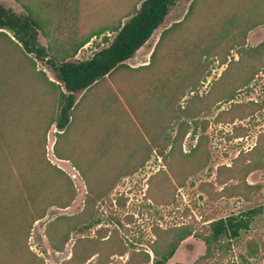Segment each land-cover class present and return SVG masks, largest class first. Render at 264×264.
Instances as JSON below:
<instances>
[{
	"label": "rangeland",
	"instance_id": "374dc122",
	"mask_svg": "<svg viewBox=\"0 0 264 264\" xmlns=\"http://www.w3.org/2000/svg\"><path fill=\"white\" fill-rule=\"evenodd\" d=\"M191 1L176 0L149 38L124 61L125 66L76 96L78 102L61 136L55 137L57 130L53 125L48 128L45 158L69 178L73 199L65 208L47 207L45 216L32 224L27 236L18 231L16 222L24 186L35 181L47 200H53L62 196L65 176H52L42 169L44 163L41 165V132L50 105L46 90L24 69L20 76L7 80L0 97L5 104L10 103L4 119L9 125L0 128L11 134L5 142L14 146L16 156L8 165V191L0 198V264H25L26 247L40 256L43 264H73L71 254L75 251L79 252L78 259L83 258L80 264H99L105 259L110 261L107 264H122L132 250H143L151 258L150 243L157 237H166V230L172 227L190 224L195 231H203V220L240 213L258 203L264 205V55L250 64L238 59L235 47L221 52L224 63L211 51L201 53V71L194 87L191 91L185 89L174 104V109L179 106L183 113L169 118L158 132V127L153 129L149 122L151 114L142 111L141 91L155 80V65L167 64L179 46L211 17L208 18V11L213 13L211 1L201 0L200 6L184 20ZM137 2L0 0L15 12L28 9L33 13L41 27L38 40L52 55H69L73 46L87 37L70 57L77 60L106 46L114 35V26L124 21V15ZM170 26L172 32L158 46L153 63L144 68L161 31ZM263 38L264 25L255 26L246 32L244 46H253ZM9 51L0 43V61L5 57L3 53L8 54V62H0V80L10 63L16 62ZM35 68L54 80L45 62L36 60ZM3 116L0 109V119ZM177 121L187 123L186 132L179 147L176 145L169 154ZM54 143L70 161L54 157ZM197 143L199 150L194 160L179 157L180 152L188 153ZM255 145L261 150L252 151ZM253 158H259L263 165L245 174L244 165ZM71 162L82 169L84 178ZM242 179L249 184L259 183L260 189L246 194ZM86 196L100 223L82 232L71 230L61 251H52L44 235L46 224L55 215L79 213ZM63 227L64 222H58L49 230ZM252 235L262 239V253L264 213L248 231L241 232L214 257L200 264H264L260 257H239L244 253L245 240ZM79 237L82 241L77 242ZM107 237L111 238L110 243L123 245L125 253L108 256L113 248L101 244V239ZM203 249L201 240L188 236L164 264H192ZM91 251L98 254L84 260Z\"/></svg>",
	"mask_w": 264,
	"mask_h": 264
},
{
	"label": "trees",
	"instance_id": "16d2710c",
	"mask_svg": "<svg viewBox=\"0 0 264 264\" xmlns=\"http://www.w3.org/2000/svg\"><path fill=\"white\" fill-rule=\"evenodd\" d=\"M175 1L138 0L135 4L137 6L135 7L134 5L132 11L124 15V21H118L114 26L112 29L114 35L107 45L97 49L88 58L81 60L70 57L73 56L79 46L87 41V37L78 41L69 55H61L60 57L52 55L38 40V32L41 27L33 13L28 9L26 12H15L12 8L0 3V43H3L8 50L13 52L16 61L15 63L9 62L10 65L0 80V90L7 85V80H10L11 76H20L21 71L24 69L32 74V77L46 90L50 98V105H48L46 112V121L42 128L40 141L42 150L41 165L44 163V166H42L44 171L55 177L65 176L58 167L49 163L45 158V133L48 128L53 125L57 130L55 137L61 136L66 131L70 123L72 110L78 102L76 101V96L81 92H86L91 86L110 75L116 69L123 65L125 66L124 61L130 58L149 38L153 30L162 22L168 7L174 4ZM210 1L214 8L212 9L213 13L208 11V18L211 17L200 24L197 30L184 41V46H179L178 51L173 57H170L167 64L155 65L154 76L155 72L158 73L156 78L154 77L155 80H152L141 91V95L144 96L142 111L145 115L151 114L149 122L153 129L158 127V132L161 129L163 130V126L169 118H177L179 113L184 112L183 108L179 106L174 109V104L185 89L191 91L192 87H194V83L197 81L201 71L198 63L201 53L211 51L214 55L219 56L220 61L223 60L221 63H224V55L221 52L235 47L238 59L250 64L260 55H264V38L253 46H244L246 32L255 26L264 25V0ZM201 2V0L191 1L184 20L200 6ZM175 24L179 25L180 23ZM171 32V26L161 31L150 53L149 62L143 65L144 68L153 63V57L157 53L158 46ZM3 56L8 58L7 52L3 53ZM5 57L0 62L5 61L7 63L8 61H6L7 58ZM36 60L43 61L50 67L54 80L48 79L42 70L35 68ZM17 102L18 104L22 103L20 100H17ZM9 106L10 103L5 104V101H2L0 97V109L4 113V116L0 119V125H9V122H4L5 113ZM11 117L12 120L16 118L15 115ZM165 118L166 121L164 120ZM176 124L178 128L174 136L170 138L169 154L175 150L176 145L179 147V140L186 132V122L177 121ZM10 135L5 128H0V198L1 195L8 191L6 184V179L9 175L8 165L9 161L16 156L14 146L5 142ZM198 150L199 144L197 143L188 153L182 154L180 152L179 157L184 160H194ZM251 150L260 151L261 149L255 145ZM52 153L57 159L70 161L69 158L58 152L55 143L52 147ZM71 164L79 175L84 178L82 169L72 162ZM41 165H39L40 168ZM262 165L263 161H260L259 158L249 159L244 165V173L247 174L259 169ZM242 182L246 194H254L260 189L259 183L249 184L244 179H242ZM69 187H71V182L65 176L62 196L47 200L48 197L41 193L40 185L35 181H28V184L22 190L24 197L17 205L20 215V218H16L18 231H21L22 235L27 236L32 224L45 216L46 208L49 206L67 207L73 199V193ZM244 198L248 197L244 196ZM263 213L264 205L258 203L240 213L229 214L217 219L203 220L205 222L203 223V231H195L190 224L172 227L166 230V237L159 240L157 237L150 243L151 258L143 250H132L122 264H164L172 256L178 244L191 235L201 240L204 246L203 253L198 255L192 264L204 263L205 260L214 257L216 251L220 250L223 245L229 244L227 242L238 238L241 232L248 231L251 224L258 220V217ZM13 220L11 219V221ZM58 222H64V227L59 231H50L49 228ZM99 223V215L97 212L93 213L90 207V199L86 196L84 206L79 213L55 215L46 224L44 235L47 245L54 252L61 251L64 243L69 238L71 230L82 232ZM3 225L7 227L5 221ZM80 241H82V237L77 239V242ZM110 241V237L101 239V244L110 245V248H113L108 256H121L125 253L123 245H119L117 242L110 243ZM262 244V239L259 236L252 235L248 237L245 240L244 253L239 255L240 259L247 260V258L260 257L264 260V251L260 253L259 248ZM94 254L98 253L91 251L84 256V260L90 259ZM24 256L26 259L25 264H43L42 258L27 247L25 248ZM78 256L79 252L76 251L71 254L73 264H80L83 258L78 259ZM109 262L105 259L99 264H107ZM229 264H237V262L231 261Z\"/></svg>",
	"mask_w": 264,
	"mask_h": 264
}]
</instances>
